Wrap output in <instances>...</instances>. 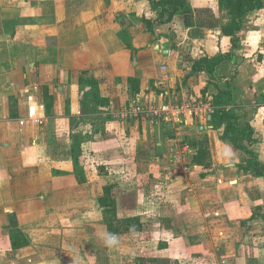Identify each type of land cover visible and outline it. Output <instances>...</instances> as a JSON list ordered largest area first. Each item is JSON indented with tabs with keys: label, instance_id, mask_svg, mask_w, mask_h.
<instances>
[{
	"label": "crops",
	"instance_id": "0c3cea01",
	"mask_svg": "<svg viewBox=\"0 0 264 264\" xmlns=\"http://www.w3.org/2000/svg\"><path fill=\"white\" fill-rule=\"evenodd\" d=\"M188 1L153 36L148 0H0V264H264V177L211 106L232 91L264 173V8L210 80L229 16ZM153 103L196 115L113 117Z\"/></svg>",
	"mask_w": 264,
	"mask_h": 264
},
{
	"label": "trees",
	"instance_id": "16d2710c",
	"mask_svg": "<svg viewBox=\"0 0 264 264\" xmlns=\"http://www.w3.org/2000/svg\"><path fill=\"white\" fill-rule=\"evenodd\" d=\"M151 10L156 14V20H146L149 32L155 36L156 25L170 24L177 16H186L192 13V7L188 0H148ZM219 7L225 10L229 16V22L223 27V33L230 38L231 49L214 58H204L193 64V73L205 72L210 80H217V71L219 67L233 59V51L239 47V33L242 31L248 17L264 8V0H218ZM211 106L214 109L212 122L215 128L225 127V137L230 139L234 145L242 150L247 156V166L244 168L246 172L260 177H264V173L258 172L260 160L258 155L249 147L242 145V141H248L249 145H253L254 130L251 126L245 129L239 128V116L229 109L232 105V91H223L216 88ZM191 145V144H190ZM207 158V149H202L198 153L199 158ZM209 166V164H206ZM134 226V224H132Z\"/></svg>",
	"mask_w": 264,
	"mask_h": 264
},
{
	"label": "built area",
	"instance_id": "2783aa9c",
	"mask_svg": "<svg viewBox=\"0 0 264 264\" xmlns=\"http://www.w3.org/2000/svg\"><path fill=\"white\" fill-rule=\"evenodd\" d=\"M196 104H181V105H156L153 104H134L124 108L119 114L113 116L114 119H130L138 116L149 115L155 118H165L167 120L176 119L182 120V116L189 115L194 117L196 115ZM40 122V121H39Z\"/></svg>",
	"mask_w": 264,
	"mask_h": 264
},
{
	"label": "rangeland",
	"instance_id": "374dc122",
	"mask_svg": "<svg viewBox=\"0 0 264 264\" xmlns=\"http://www.w3.org/2000/svg\"><path fill=\"white\" fill-rule=\"evenodd\" d=\"M162 262L157 263V264H172L173 259L170 258V255L164 254L163 257H161ZM149 261V260H148Z\"/></svg>",
	"mask_w": 264,
	"mask_h": 264
},
{
	"label": "clouds",
	"instance_id": "9594fccd",
	"mask_svg": "<svg viewBox=\"0 0 264 264\" xmlns=\"http://www.w3.org/2000/svg\"><path fill=\"white\" fill-rule=\"evenodd\" d=\"M112 242H114V241H109V243H112Z\"/></svg>",
	"mask_w": 264,
	"mask_h": 264
}]
</instances>
